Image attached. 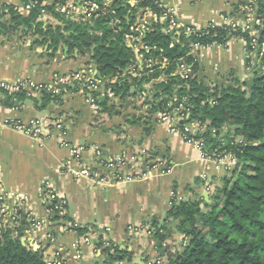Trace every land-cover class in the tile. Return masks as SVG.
<instances>
[{
  "label": "crops",
  "instance_id": "1",
  "mask_svg": "<svg viewBox=\"0 0 264 264\" xmlns=\"http://www.w3.org/2000/svg\"><path fill=\"white\" fill-rule=\"evenodd\" d=\"M114 1L105 3L110 7ZM162 2L175 9L181 28L199 30L239 19L250 4V0ZM2 5L14 7L18 15L29 14L22 8L24 0H0V80L50 85L56 75L70 76L95 67L90 56L78 51L70 54L66 44H61L53 54L50 41L30 29L15 27L11 13ZM137 19L138 23L148 25L159 21L157 15L143 11ZM40 21L45 28L58 25L51 16ZM129 46L137 59L129 72L136 77L143 69L139 58L142 43ZM192 55L200 66L199 80L210 88L232 86L237 80L252 81L246 43L240 37L225 46L194 48ZM163 80L147 85L146 89L152 90L154 84ZM73 86L62 92L60 100L44 108H40L42 96L48 93L31 96L16 107L3 105L4 97H0V184L5 194V224H13V217L27 220L28 225L18 227V231L24 232L21 241L34 250H43L48 264H150L159 260L167 264L175 260L188 240L177 231V222L168 219L172 203H211L224 178L233 177L236 162L227 159V166L205 158L181 134L170 132L159 121L158 114L148 124L142 119L148 114L141 98L121 100L115 96L110 98L108 111L101 107L95 110L86 94L82 90L75 92ZM55 119L64 122L70 143L88 148L83 157L90 170L101 171L104 163L123 158L130 168L120 173L146 177L109 186L97 185L90 178H77L69 168L76 164L69 165L71 154L61 146L56 132L39 140L12 127ZM233 129L225 127L224 134ZM163 158L170 161L169 173L152 169ZM51 192L65 201L63 215L52 208ZM31 216L47 221L48 225L34 230ZM155 223L166 227L163 242L156 236ZM76 228H87V232L79 235ZM84 237H89L91 244L75 248ZM106 250L118 260L110 262L104 254Z\"/></svg>",
  "mask_w": 264,
  "mask_h": 264
},
{
  "label": "trees",
  "instance_id": "2",
  "mask_svg": "<svg viewBox=\"0 0 264 264\" xmlns=\"http://www.w3.org/2000/svg\"><path fill=\"white\" fill-rule=\"evenodd\" d=\"M69 1L54 0L52 4L43 5V1L38 0L26 17L18 15L14 7L2 5L1 8L9 10L15 27L30 29L50 41L53 54L61 44H66L70 54L78 51L80 55L90 56L106 89H111L121 100L129 97L143 100L148 115L142 119L148 124L154 115L169 112L184 103L190 114L188 122L202 127L196 139L202 141L206 153L212 159L227 154L236 158L233 177L224 178L211 203L203 200L173 203L168 219L177 222V231L188 242L179 254L181 258L169 264H264V57L254 66L251 82L237 80L232 86L210 88L199 80L200 66L192 55L194 45L203 48L225 46L233 38L240 37L249 46L252 36L226 26L202 30L192 27L191 34L183 28L179 35L168 33L170 22L162 20L165 9L153 0H138L136 4H132L133 0H116L105 14L101 10L90 19L74 21L57 11L58 6ZM73 1L82 4L92 1L100 8L105 3V0ZM29 2L24 1L25 4ZM257 9L264 28V0H258ZM43 10L58 25L50 24L45 28L40 21L45 17ZM140 11L157 15L159 21L150 24L141 38L148 50L140 51L143 69L135 77L129 68L137 64V59L126 37H139L132 28L138 24ZM260 40H264V33ZM183 63L192 67L193 74L188 79L178 72ZM160 79L164 80L154 84L152 90L146 89ZM72 89L91 93L84 82H77ZM61 95H43L40 108L60 100ZM3 97L2 103L7 107H16L29 98L25 92H4ZM109 102V97H102L99 105L103 111L109 110ZM227 126L234 128L232 133L224 134ZM157 163H162L166 169L172 167L168 159ZM0 217V264H48L43 250H34L21 241L24 232L18 231V227L28 225L27 220L18 217V225L5 224L7 216L0 214ZM155 226L157 238L165 241V225L159 227L155 223ZM76 231L83 235L87 228H76ZM104 254L110 262L118 260L109 250Z\"/></svg>",
  "mask_w": 264,
  "mask_h": 264
},
{
  "label": "built area",
  "instance_id": "3",
  "mask_svg": "<svg viewBox=\"0 0 264 264\" xmlns=\"http://www.w3.org/2000/svg\"><path fill=\"white\" fill-rule=\"evenodd\" d=\"M25 1V0H24ZM43 5L52 4L54 0H42ZM156 4H159L162 8L165 9V13L163 14V19L169 20V29L167 30L168 33H176L177 35L180 34V30L182 29L178 17L177 12L174 8L166 6L162 0H153ZM133 2H138V0H133ZM38 4V0H30L29 4H25L22 8H24L25 12H30L35 5ZM104 7L100 8L95 2L92 1H85L83 4L81 2H75L73 0L67 2L63 6H58L57 11L60 14L65 15L68 18H71L74 21H78L82 19H90L94 14L99 11H103L105 14L106 9H110L107 3L103 4ZM258 0H250V4L244 8L243 13H241L239 19H229L226 21L224 26L228 27L231 30L239 31L241 33H249L252 36V39L249 43V46H246V57L247 63L250 73L253 72V68L255 65L259 63V61L264 57V40H260L261 29L262 27V18L258 15ZM151 13V12H150ZM152 14V13H151ZM43 16H47L46 11H42ZM149 30V25L146 22L138 23L135 27L132 28V32L135 34H139V37H135L133 35H128L126 37L127 42L132 45L142 43V50H148L147 47L144 46L141 38L145 31ZM193 32L192 27L186 28V33L191 34ZM200 47L198 45H194L192 47V51L194 48ZM139 58L142 60V56L139 54ZM179 74L188 79L192 76L193 71L192 67L188 64H181L178 70ZM97 68L90 67L83 70H80L70 76H61L56 75L53 79L52 84L50 85H39L34 84L31 82H22V83H9L6 81L0 80V97L4 96V92L9 94L14 93H21L25 92L28 97L36 96L41 93H48L51 95H59L68 86L74 85L77 82H84L87 84L91 93L86 94V99L90 103L91 107L95 110L100 109L99 102L102 97L107 96L109 98L115 97L114 93L111 89L105 88V83L102 77H98ZM92 93L98 94V97H95ZM173 107L172 104L169 105ZM189 110L186 109L184 103L180 104L179 106L173 107V109L169 112L159 113L158 118L159 121L165 125H167L168 129L172 133L181 134L184 140L188 143L195 145L201 152V154L208 159H211L215 162L225 164L229 166V163H225V160H230L233 163L236 162V158L233 155L227 154L222 158L219 159H212L206 151L204 150V145L202 141L196 139V135L202 127L196 122H188L189 120ZM184 124L181 128L180 125ZM12 127L26 134L35 139H44L49 137L52 133L56 132L58 135V139L62 147L69 150L71 154V161L69 165L75 163V168H70V172L77 178H90L92 179L97 185L100 186H109L112 184H121L127 183L134 178H145L146 175H125L120 173L119 171L124 170L126 168H130L128 163L123 159H117L116 161H109L104 163L103 168L101 171H94L90 170L86 162L84 161L83 155L87 153L88 148L85 145L79 144H72L70 143L67 138V127L65 126L64 122L60 119H55L52 121H45L39 122L35 121L29 125H20L14 124ZM152 169H159L162 174L169 173L171 169H166L162 163H159L152 167ZM5 199V194H3L2 186L0 184V203L3 204ZM49 200L52 204H55V210H58L61 215L65 213V206L66 203L62 199H59L55 194L52 192L49 194ZM174 203V202H173ZM172 203V204H173ZM0 214H7L2 205V209ZM18 217H13V224L18 225ZM1 220V217H0ZM31 223L34 230H41L48 222L45 220L37 219L31 216ZM1 227V221H0ZM131 231L135 232L136 229L130 228ZM91 239L89 237H84L81 239L79 244L75 245V248H78L82 245H90ZM57 264H61L58 262ZM150 264H162L159 260L156 263Z\"/></svg>",
  "mask_w": 264,
  "mask_h": 264
},
{
  "label": "water",
  "instance_id": "4",
  "mask_svg": "<svg viewBox=\"0 0 264 264\" xmlns=\"http://www.w3.org/2000/svg\"><path fill=\"white\" fill-rule=\"evenodd\" d=\"M264 33V28L261 29L260 35H263ZM158 243H160V241H157ZM181 255H177V259H180Z\"/></svg>",
  "mask_w": 264,
  "mask_h": 264
},
{
  "label": "rangeland",
  "instance_id": "5",
  "mask_svg": "<svg viewBox=\"0 0 264 264\" xmlns=\"http://www.w3.org/2000/svg\"><path fill=\"white\" fill-rule=\"evenodd\" d=\"M138 102V101H137ZM140 102V101H139ZM171 225H172V223H171ZM170 226V225H169ZM165 261H167V259H165ZM167 264H169L168 262H167Z\"/></svg>",
  "mask_w": 264,
  "mask_h": 264
}]
</instances>
